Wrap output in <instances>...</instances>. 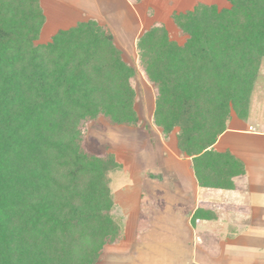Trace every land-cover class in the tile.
I'll use <instances>...</instances> for the list:
<instances>
[{"label":"trees","instance_id":"1","mask_svg":"<svg viewBox=\"0 0 264 264\" xmlns=\"http://www.w3.org/2000/svg\"><path fill=\"white\" fill-rule=\"evenodd\" d=\"M229 2L173 12L182 44L155 22L134 47L154 126L174 132L198 186L220 189L243 167L212 146L231 113L247 118L264 59V0ZM44 19L39 0H0V264H94L122 234L106 177L117 166L85 150L80 125L138 124L135 69L93 19L35 44Z\"/></svg>","mask_w":264,"mask_h":264},{"label":"crops","instance_id":"2","mask_svg":"<svg viewBox=\"0 0 264 264\" xmlns=\"http://www.w3.org/2000/svg\"><path fill=\"white\" fill-rule=\"evenodd\" d=\"M184 3L185 0H147L145 6L129 0H39L45 17L41 34L50 22L49 26L56 27L50 33L54 34L93 19L112 31L123 53L132 51L136 57L138 36L154 22H161L155 15L143 22V7L144 13L146 7L157 12L163 10L165 20L161 23L165 24L170 14ZM49 14L53 19H49ZM250 115L244 122L230 118L212 146L214 151L228 152L242 164L243 174L230 189L198 186L190 158H180L176 146L175 151L161 154V160L168 162L166 172L170 173L171 182H154L158 177L147 173L153 171L158 159L155 153H149L154 162L140 169L142 175H134L140 188L137 206L133 208L138 213L146 197L162 210L170 209L156 231L159 236L148 241V258L139 262L264 264V119L252 117V110ZM150 185L155 187L154 193L144 190ZM136 219L138 227V215Z\"/></svg>","mask_w":264,"mask_h":264},{"label":"rangeland","instance_id":"3","mask_svg":"<svg viewBox=\"0 0 264 264\" xmlns=\"http://www.w3.org/2000/svg\"><path fill=\"white\" fill-rule=\"evenodd\" d=\"M140 4L146 6L147 0H141ZM197 4L214 5L219 11L220 9H228L230 7L229 0H185V3L182 6L180 5L181 7H178L177 10L173 12H192V9ZM142 12L143 22L145 19L147 20L146 17L152 15L158 17V20L161 22L165 20L163 18L164 11L161 9L160 12L159 10L157 12L151 7H146L144 13L143 7ZM48 17L50 20L51 18L53 19L51 14H49ZM169 18L164 24L168 36L171 40L176 41L178 44H182L184 42V37L179 35L178 30ZM44 24L45 19L38 38L35 41L37 45L47 44L57 33L56 31L54 34H50L51 31H54L56 28L55 26H49L52 24L50 22L42 35L41 31ZM115 43L117 46L116 48L121 50L120 44L117 42ZM121 52L122 60L135 69L132 83L135 89L133 110L138 124H115L103 118H97L93 122L80 125L84 136L83 146L85 150L89 154L98 157L110 156L117 166L114 170L111 169V171L107 172L106 177L110 196L114 203L110 215L120 224L122 234L120 239L113 241V243H106L102 247L97 261L94 264H148L149 261L139 262L138 260L145 257L148 258L150 251L148 241L153 237L159 236L156 231L159 226L162 225V222L166 220V214L170 209V207H164L162 210L161 206H158L157 203L148 202V198L146 197H143L142 204L145 209L144 212L141 213L142 215H139L141 208L138 213H136L138 210L135 211V208H133L134 205L137 206L139 196L137 193L140 188L138 187V177H134V175H142L139 171L147 168L149 163L154 162L150 159V152L157 155L158 163H155V165L151 164L155 167L152 169L153 171L147 173V175L158 177L152 180L154 182H156V180L159 182H171L172 177L170 173L166 172L168 162H163V160H161V154L167 155V153L175 151L176 140L174 132L164 138L160 129L153 124L152 118L155 110L154 91L138 69L137 56L135 57L132 51L127 50V52L124 51L125 53H123L121 50ZM258 73L259 76L250 98L249 113L245 120L250 118L251 110L254 114L252 117H256L258 120L264 119V59L261 62ZM230 118H237L240 121H245L236 117L233 113H231L229 120ZM154 188L153 185H150L149 187H145L144 190L154 193ZM160 200H163L162 197H160ZM136 214L139 216L138 227H136Z\"/></svg>","mask_w":264,"mask_h":264}]
</instances>
